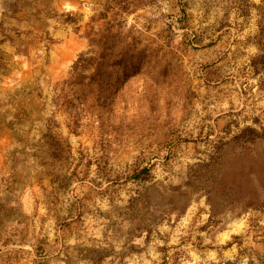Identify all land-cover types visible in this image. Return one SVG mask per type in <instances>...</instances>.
I'll return each instance as SVG.
<instances>
[{
	"label": "rangeland",
	"instance_id": "rangeland-1",
	"mask_svg": "<svg viewBox=\"0 0 264 264\" xmlns=\"http://www.w3.org/2000/svg\"><path fill=\"white\" fill-rule=\"evenodd\" d=\"M0 264H264V0H0Z\"/></svg>",
	"mask_w": 264,
	"mask_h": 264
},
{
	"label": "trees",
	"instance_id": "trees-1",
	"mask_svg": "<svg viewBox=\"0 0 264 264\" xmlns=\"http://www.w3.org/2000/svg\"><path fill=\"white\" fill-rule=\"evenodd\" d=\"M134 45L129 42L124 43H117L113 46H109L106 48V50L110 51L107 53L102 54V58L104 62L101 66H104L106 64L111 65L113 67L120 66L122 68H125V66L129 65L132 67L131 72L136 71V67L139 65V61L135 60V56L132 51L134 50ZM84 54H81L79 59L74 63L73 70L76 71L81 68L84 61ZM245 130H248L250 134L254 135L251 142H255L257 139H259L261 136L260 133L254 129V128H247ZM247 132V131H244ZM245 134V133H244ZM229 192H227L225 195H227Z\"/></svg>",
	"mask_w": 264,
	"mask_h": 264
}]
</instances>
